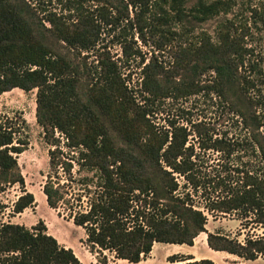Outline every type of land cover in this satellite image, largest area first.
<instances>
[{
  "label": "trees",
  "instance_id": "1",
  "mask_svg": "<svg viewBox=\"0 0 264 264\" xmlns=\"http://www.w3.org/2000/svg\"><path fill=\"white\" fill-rule=\"evenodd\" d=\"M232 10L230 0H68L62 13L50 11L41 18L28 0H0V95L14 89L37 91L36 120L51 146L54 174L43 193L53 210L70 206L69 218L85 230L91 252H110L138 264L156 243L193 246L207 233L212 250L247 261L264 255V236H247L241 242L208 232L207 216L189 193L181 192L186 186L182 177L199 186L193 172L195 147L187 146L191 131L174 120L158 129L151 119L156 103L215 93L252 129L251 141L264 160V135L259 132L264 115L255 111L262 100L251 95L255 85L245 72L256 68L248 59L254 50L246 42L247 23L230 19ZM252 13L256 24L264 23L259 9ZM221 16L214 35L201 29L195 37L196 30ZM105 27L121 30L124 38L118 45L125 58L141 57L140 89L130 88L107 47H98ZM128 30L145 43L149 35L156 38L160 50L184 38L186 43L176 47L169 67L156 57L146 63L142 52L133 50ZM60 43L79 55L100 52L97 67L76 64L56 49ZM206 74L211 75L207 82L202 80ZM26 131L21 116L0 114V189L18 185L23 193L14 203V214L37 206L18 162L30 145ZM76 166L79 174L95 172L97 183L87 185L84 177V195L67 199L66 189L77 180ZM209 209L242 212L247 219L254 217L249 219L252 224L264 227V179L246 174L241 189ZM168 261L215 264L179 254ZM100 262L107 264V259ZM0 264L83 263L40 221L31 228L0 224Z\"/></svg>",
  "mask_w": 264,
  "mask_h": 264
},
{
  "label": "rangeland",
  "instance_id": "2",
  "mask_svg": "<svg viewBox=\"0 0 264 264\" xmlns=\"http://www.w3.org/2000/svg\"><path fill=\"white\" fill-rule=\"evenodd\" d=\"M28 1L33 7L37 8L38 15L42 18L50 11L62 13L68 0ZM230 1L233 10L228 17L234 19L238 25L247 23L249 34L246 37V42L254 50V54L249 56L248 59L256 68L253 71L247 68L243 72H247L246 75L254 82L255 87L251 91V95L262 100V104L255 111L263 116L264 23L261 20L256 24L252 11L253 9H259L264 16V0ZM130 13L133 17L132 9ZM222 18L223 16L213 19L203 28L200 27L195 31V37L201 33V29L214 35L215 29ZM45 24L48 26L47 23ZM124 25L123 27H125ZM128 31V39L133 41V50L139 49L146 59V63L152 57H156L160 64L169 67L173 62V52L176 47L180 43H186V38H184L166 46L164 50H160L155 45L157 39L151 35L147 37L148 42L145 43L137 35H133L131 30ZM123 34L126 35V33ZM120 36V29L112 32L109 27H105L98 47H107L114 60L119 63L124 77L128 79L129 87L140 89L142 79L141 57L125 58L122 48L118 45V40L124 38L121 36L118 39L117 37ZM56 49L69 56L78 65L86 63L89 68H96L98 65L97 58L100 52L92 51L79 55L77 52L68 49L64 43L57 44ZM202 80H211V75L206 74L202 77ZM36 98V90L27 93L20 89H14L0 95V114L9 117L21 116L27 123L26 138L29 140L30 145L19 156L18 162L26 180L25 188L35 195L37 201L36 207L28 209L22 214H14V203L23 194L22 188L15 185L8 186L5 190L0 189V224L10 222L31 228L43 221L48 227V232L56 237L61 244L72 246L82 263L91 264L89 261L91 250L85 243L86 232L82 227L76 226L73 220H70V206L62 207L57 211L53 210L48 206L46 196L43 193L47 178L49 175L54 176V174L50 168L49 151L51 146L46 142L43 129L36 120ZM236 114L230 102L219 98L215 93H201L180 100L170 99L156 103L151 119L158 129L165 127L169 123L168 121L171 120L177 121L181 126L188 127L191 136L187 146L193 144L195 147L196 156L193 159L196 161V167L193 172L199 181V186L198 188L193 186L182 177L180 178L181 185L186 186H182L181 192L184 194L189 193L192 196L194 205L207 216V230L209 232H221L244 242L247 236H264V227L250 222L249 219H254L253 216H249L251 218L247 219L242 212L225 214L217 210L212 212L209 209L212 203H215L218 199L222 200L228 193L241 189L246 174L264 179V160L258 147L251 141L252 129L247 128L242 122V118ZM259 132L264 135V126ZM77 170L76 166L74 176L77 177V180L66 189L69 193L67 199L75 197L77 193L84 195L81 193H85L83 191L88 189V186L82 184L84 177L87 179V185L93 187L97 183L95 172L85 170L79 174L76 172ZM61 180L66 181L67 179L63 176ZM204 236L202 234V237ZM172 251L173 248L169 244H160L155 250L153 260L147 264H167L165 254ZM96 252L98 251L95 250L92 253ZM98 253L100 254L99 261L107 259V257H103L101 252ZM247 264H264V255L260 256L258 260L247 262Z\"/></svg>",
  "mask_w": 264,
  "mask_h": 264
},
{
  "label": "crops",
  "instance_id": "3",
  "mask_svg": "<svg viewBox=\"0 0 264 264\" xmlns=\"http://www.w3.org/2000/svg\"><path fill=\"white\" fill-rule=\"evenodd\" d=\"M209 233H211V232H209ZM202 234H204L205 236L202 237ZM202 234H200L195 239L193 246L169 244V246H171V248H173V251L167 252L165 254V259L167 261V264H171L168 261L169 257H171L173 255H178V254L179 255H185V256H192V257H194L195 260H198V261L203 260V259H211L215 264H247V262H249V261L241 259L235 255L229 254L227 252L212 250L208 245V234L207 233H202ZM160 244H162V243H156L153 247L152 252L145 259H143V261H141L138 264H147L150 261H152L155 250L158 248V246ZM61 245L65 248H70L75 252V250L72 248L71 245H66V244H61ZM99 255L100 254L98 252H96V253L90 252L91 259L89 260V258H88V260L90 261L91 264H102L99 261ZM103 257H107V260H108L107 264H132L126 260L116 259L115 255L110 253V252H104Z\"/></svg>",
  "mask_w": 264,
  "mask_h": 264
}]
</instances>
